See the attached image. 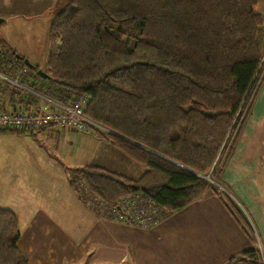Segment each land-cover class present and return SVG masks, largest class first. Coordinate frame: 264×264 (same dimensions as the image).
Here are the masks:
<instances>
[{
    "label": "trees",
    "instance_id": "16d2710c",
    "mask_svg": "<svg viewBox=\"0 0 264 264\" xmlns=\"http://www.w3.org/2000/svg\"><path fill=\"white\" fill-rule=\"evenodd\" d=\"M44 73L58 101L86 97V117L144 169L130 179L85 166L74 192L109 220L107 208L135 194L172 213L216 192L203 177L218 180L264 81V15L259 0H68L49 26ZM18 239L0 209V264H28ZM226 264H264L263 253Z\"/></svg>",
    "mask_w": 264,
    "mask_h": 264
},
{
    "label": "crops",
    "instance_id": "0c3cea01",
    "mask_svg": "<svg viewBox=\"0 0 264 264\" xmlns=\"http://www.w3.org/2000/svg\"><path fill=\"white\" fill-rule=\"evenodd\" d=\"M63 3L0 0V50L15 54L13 66L28 61L32 67L24 63L22 67L27 74L25 84L33 82L37 92L31 97L2 84L0 112L30 111L33 105L45 106L49 101L64 103L31 72L34 67L46 71L48 42L45 58L38 63L35 51L19 39L25 17L51 14L46 23L49 31ZM259 3L264 15V0ZM107 134L63 126L31 134L0 132V209L15 215L17 247L28 264H226L243 251L258 247L264 258V81L218 177L224 196L217 191L209 193L182 210L167 213L154 227L142 229L109 220L89 198L81 199L71 188L74 170L97 166L112 172L108 161H121V152L108 142ZM126 162L134 173H144L142 167ZM224 197L236 207L237 218Z\"/></svg>",
    "mask_w": 264,
    "mask_h": 264
},
{
    "label": "built area",
    "instance_id": "2783aa9c",
    "mask_svg": "<svg viewBox=\"0 0 264 264\" xmlns=\"http://www.w3.org/2000/svg\"><path fill=\"white\" fill-rule=\"evenodd\" d=\"M1 52L0 61L2 59L7 60L3 65L8 66L10 59L8 58L7 51L1 50ZM22 67H24L23 63L20 64V67H16L17 73L13 76L0 71V82L22 90L31 97H36L37 92L31 85L19 81V79H23L21 77L27 76L25 69ZM86 101V97L84 96H75L69 103H54L49 101V104L45 106L33 105L34 107L30 111L17 109L1 111L0 131L14 129L35 133L53 126H63L79 132H86L88 130L98 131L102 126L90 120L84 114ZM221 189L224 191L223 188ZM107 213L114 222L142 229L154 227L162 220V215L166 214L151 199L143 197L140 194L123 198L117 205L107 208ZM258 249L262 254L260 247Z\"/></svg>",
    "mask_w": 264,
    "mask_h": 264
},
{
    "label": "rangeland",
    "instance_id": "374dc122",
    "mask_svg": "<svg viewBox=\"0 0 264 264\" xmlns=\"http://www.w3.org/2000/svg\"><path fill=\"white\" fill-rule=\"evenodd\" d=\"M61 1V0H60ZM63 6L68 2V0H62ZM51 16V14L49 13H45L42 16H28L25 17V27L22 30L23 34L20 36V40H22L24 42V45L28 48H30L32 51H35V58L37 59L36 62L41 63L44 60V52L47 48V35H48V26L46 25V23L49 21L48 18ZM10 25V24H9ZM1 50H0V54H1ZM7 60L2 59V61H0L1 63V67H0V71L4 72L7 74V71H11L10 74H16L17 73V68L16 66H10L9 68H6L3 64L4 62ZM8 63V62H7ZM8 74V75H10ZM27 77V76H26ZM26 77H21L22 79V83H27L26 81ZM20 81V80H19ZM3 83L0 82V86ZM244 127V126H243ZM243 130V128H242ZM241 130V132H242ZM101 133L107 134L108 131L103 129V128H99L98 130ZM240 132V133H241ZM127 140V139H126ZM3 143H0V145H2ZM121 161L115 163L112 162L111 160L108 161L111 162L110 164H108V166H111L112 172H117V174L123 175V176H127L129 178L135 179L137 178L139 175L137 173H134L132 171V169H130L128 166H126V161H131L130 159H128L126 156H124L123 154H121ZM66 160V159H65ZM134 163V162H132ZM107 165V164H106ZM137 165V164H135ZM139 166V165H138ZM206 177V178H205ZM203 178H205V180H207L209 183L212 184V186L216 189V191L219 193V195H223L224 196V191H222V187H220L219 181L218 180H214L210 177V174L205 175ZM220 187V188H219ZM2 206V205H0Z\"/></svg>",
    "mask_w": 264,
    "mask_h": 264
},
{
    "label": "water",
    "instance_id": "95a60500",
    "mask_svg": "<svg viewBox=\"0 0 264 264\" xmlns=\"http://www.w3.org/2000/svg\"><path fill=\"white\" fill-rule=\"evenodd\" d=\"M2 20L0 19V22H1ZM23 63L27 66V67H32L29 63H28V61H26V60H23ZM36 74L39 76V77H41V78H48V76L43 72V71H41V70H37L36 71ZM110 134H113V135H116V134H114V133H112V132H110ZM116 136H118V135H116ZM122 138V137H121ZM124 139V138H123ZM126 140V139H125ZM126 141H129V140H126ZM130 142V141H129ZM140 147V146H139ZM206 178V177H205Z\"/></svg>",
    "mask_w": 264,
    "mask_h": 264
}]
</instances>
